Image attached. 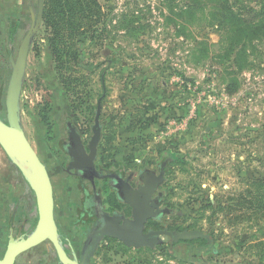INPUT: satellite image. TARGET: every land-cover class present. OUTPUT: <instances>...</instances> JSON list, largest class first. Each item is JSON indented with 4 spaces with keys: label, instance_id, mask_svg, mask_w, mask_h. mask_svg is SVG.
Segmentation results:
<instances>
[{
    "label": "rangeland",
    "instance_id": "obj_1",
    "mask_svg": "<svg viewBox=\"0 0 264 264\" xmlns=\"http://www.w3.org/2000/svg\"><path fill=\"white\" fill-rule=\"evenodd\" d=\"M29 1L36 12L37 0ZM99 1L106 30L92 42L81 41L77 62L56 68L43 22L27 57L21 124L52 181L55 222L78 242L80 195L58 168L59 142L68 117L87 140L100 101L99 163L112 168L124 163L127 171H137L156 167L170 150L176 159L160 190L171 214L152 228L198 230L212 241L209 246L201 238L178 242L170 250L163 238L153 250H133L107 240L94 264H264V206H259L264 194L251 185L264 184V29L240 42L236 33L232 43L219 17H210L209 5L188 17L184 0ZM233 8L247 19L248 8L264 14V0H233ZM29 25L27 0H0L2 121L8 56L15 58ZM66 77L70 86L62 80ZM6 159L0 148L1 181L10 175ZM10 168L15 183L25 188ZM12 196L24 208L18 201L23 189L18 186ZM29 205L15 217L28 215L26 229L37 218L32 195ZM5 231L4 222L0 255ZM15 264L57 263L52 245L44 242L20 254Z\"/></svg>",
    "mask_w": 264,
    "mask_h": 264
},
{
    "label": "water",
    "instance_id": "obj_2",
    "mask_svg": "<svg viewBox=\"0 0 264 264\" xmlns=\"http://www.w3.org/2000/svg\"><path fill=\"white\" fill-rule=\"evenodd\" d=\"M27 2L30 14L29 28L21 39L15 58L12 54L8 56L10 75L5 92V121L0 119V148L32 191L35 197L37 220L34 227L24 236L17 238L10 236L5 251L0 256V264H15L20 254L45 241L53 246L58 264H86L88 260L86 251L95 248L98 236L115 239L124 246L134 249L153 250L164 243L163 238H167L170 249L178 242L199 238L205 239L210 244L212 237L198 230L176 232L163 229L144 233L148 220H157L171 213L168 209L159 208L161 193L152 199L163 182L162 174L156 176L154 172L144 170L139 174L142 185L138 189L133 190L126 183L123 188H114L117 199L131 208V219H124L116 214L113 216L104 214L100 229L86 240L80 262H77L75 257L74 260L68 258L54 220L53 190L49 174L31 148L21 124L20 97L27 57L42 23L44 1L37 0L36 12L33 11L30 1ZM100 114L101 104L98 101L94 122L90 128L92 135L87 143L88 152L75 125L70 121L66 122L67 142L64 149L69 157L68 170H74L78 174L94 171L96 150L102 132Z\"/></svg>",
    "mask_w": 264,
    "mask_h": 264
},
{
    "label": "flooded vegetation",
    "instance_id": "obj_3",
    "mask_svg": "<svg viewBox=\"0 0 264 264\" xmlns=\"http://www.w3.org/2000/svg\"><path fill=\"white\" fill-rule=\"evenodd\" d=\"M68 121L72 122L70 117H68L65 120V139L59 142V145L61 146L63 160L62 162L58 163V168L61 172L66 174L67 179L75 183L74 184L75 187L73 188V191L80 195L79 212H78L77 219H76V222L80 228L79 229L80 232L77 238L78 242H74L75 237L65 234L59 228L58 224L56 222L55 223L57 225L58 232L61 236V241H62L66 255L68 256L69 259L74 260V257H75L77 262H80L83 246L86 240L88 239V237L92 235L94 232H96L97 230H99L100 227L102 226V219H103L104 214H107L109 216H113L114 214H116L124 219H131V208L125 203L117 199V195H116L114 188L116 187L123 188L124 184L126 183V185H128L131 189L133 190L138 189L142 185L139 179V174L142 171L149 170L151 172H154L156 176H159L160 174H162L163 182L161 186L158 188V190L155 192V194L152 196V199L156 198L158 194L161 193L162 195H161L159 208L170 210L165 205V199H166L165 192L161 191L160 188L164 185L166 181V175L169 172L170 166L173 164L174 160L169 155H167L162 158V160L159 162V164L156 167L142 168L137 171H133V170L127 171L125 164L119 163V162L116 163L115 166L112 168L109 165L99 163L100 161L99 152H98L99 144H100L99 142L97 146V150H96V158L94 161V171L78 174L74 170H68L69 157L66 154L65 149H64V145L67 142L66 122ZM76 129L80 137L82 138L86 152H88L87 143L90 140V137L92 135L91 131H90L89 138L86 140L77 127ZM101 135H102V132H101ZM8 162L10 163L9 160ZM10 165L12 164L10 163ZM18 174L21 177V180L23 181V183H25V185L28 187V185L22 178L19 171H18ZM3 179H4L2 180L3 183H0V200L2 196L6 198H9L12 196V193L9 192V187L12 186V183L7 181V179L11 181V177L9 175L7 176L5 175L3 176ZM51 184H52V181H51ZM18 201H21V197L18 199ZM9 209H11L10 214L8 213ZM25 209L27 210V208L25 207L20 208L17 202L14 205H12V203L3 205L2 207L3 216L0 214V217L2 219V221H0V224L4 222L6 224V231L4 233V241H5L4 251L9 241L10 236L11 238L22 237L26 233H28L35 225L37 218L33 222L32 226L26 229V226L29 223L28 215H25V217L22 220L16 221L15 217L18 214L27 213ZM164 216L165 215L161 216L157 220H148L144 227V233H147L149 230H153V231L163 230V229H154L152 228V226L155 223H160ZM0 237H1V234H0ZM107 240H115V239H112L106 236L97 237L95 248L93 249L90 248L86 251V254L88 256V260L86 264H94L92 260L95 258V255L97 254L98 250L102 247V245L106 244ZM45 242H48V241H45ZM166 243H167V240H166ZM121 245L127 249H133V250L142 249V248H139V249L128 248L124 246L122 243ZM52 250L55 255L56 263L58 264L56 253H55L53 246H52Z\"/></svg>",
    "mask_w": 264,
    "mask_h": 264
},
{
    "label": "trees",
    "instance_id": "obj_4",
    "mask_svg": "<svg viewBox=\"0 0 264 264\" xmlns=\"http://www.w3.org/2000/svg\"><path fill=\"white\" fill-rule=\"evenodd\" d=\"M43 1L42 22L48 33V48L56 62V68L61 70L67 64L77 62L80 56L79 46L82 40L92 42L102 35L106 30V14L99 0ZM184 1L186 9L183 13L187 14L188 17H197L198 14L204 12V6L209 5L210 17L213 19L219 17L215 19L218 20L222 29L227 32V38L232 43L238 38L237 36L232 37L236 33L241 35L240 42L242 36L247 37V33L258 32L260 29H264L262 27L264 24L262 18L264 17L263 12H257L248 8V18H240L233 8V0ZM233 29L235 31L231 32ZM228 54H232V49L229 50ZM62 80L67 86L72 84L70 77L62 78ZM167 155L175 162L176 158L170 150ZM251 185L256 187L258 192L261 191L262 195L264 194V184L260 180L253 181ZM259 206L263 208V202ZM199 240L204 241L205 246L210 245L205 239Z\"/></svg>",
    "mask_w": 264,
    "mask_h": 264
},
{
    "label": "crops",
    "instance_id": "obj_5",
    "mask_svg": "<svg viewBox=\"0 0 264 264\" xmlns=\"http://www.w3.org/2000/svg\"><path fill=\"white\" fill-rule=\"evenodd\" d=\"M7 163H8V166L6 167L5 170H7L6 172H8L10 174L9 175L11 177V181L10 182L12 183V186L9 187V192L10 193H13V190L15 191L18 186L20 187L21 190L23 189V195L24 196L23 197L21 196V202L24 204V207L25 208L29 209L30 205L27 207L26 204H27L28 200L30 199V195H32L33 197H34V195H33L32 191L29 189V187H27L25 185V183H23L26 186L25 188L22 187L21 184H19L20 183L19 180H18V184H16L17 182L15 183L16 175H15L14 171L10 167H13L16 170V172H18V171H17V169L14 166L10 165V163L8 162V160H7ZM20 179H21V177H20ZM21 182H23V181L21 180ZM0 183H3V182L0 180ZM16 202H17V199L14 200L13 199V196L11 198L10 197L9 198H6V197H3L2 196L1 197V200H0V214L3 216V214H2V207H3V205L8 204V203H12V205H14ZM34 203H35V197H34ZM35 205H36V203H35Z\"/></svg>",
    "mask_w": 264,
    "mask_h": 264
}]
</instances>
